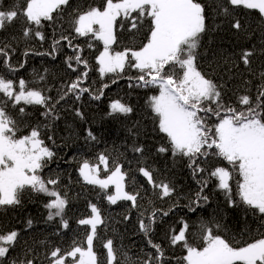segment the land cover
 I'll list each match as a JSON object with an SVG mask.
<instances>
[{"label":"snow or ice","instance_id":"obj_1","mask_svg":"<svg viewBox=\"0 0 264 264\" xmlns=\"http://www.w3.org/2000/svg\"><path fill=\"white\" fill-rule=\"evenodd\" d=\"M250 16L258 19L256 27L248 23ZM225 24L238 40L252 41L259 34L258 43L227 53L213 50L212 36ZM46 30L51 42L41 50L49 40ZM79 39L89 49L94 42L102 45L95 57L102 81L96 88L89 83L93 68L85 48L75 43ZM65 48L71 54L63 55L64 76L48 68H33L30 78L21 75L30 57L55 60ZM209 52L213 71L219 69L216 78L201 65ZM257 61H264V0H101L83 6L77 0H0V209L42 195L54 235L70 230L68 193L57 187L59 175H44L60 159L49 142L56 143L54 130L66 103L81 102L85 95L101 101L121 78L130 89L154 90L146 100L147 116L163 141L154 155L184 164L197 184L181 204L174 180L161 179L163 173L148 163L152 150L140 139L148 133L133 122L122 146L113 144L94 160L78 161V182L99 189L110 206L127 202L126 208L136 210L144 250L117 244L107 234L110 217L89 201L87 214L75 221L80 238L68 247L45 240L34 248L22 241L21 230H0V264H264V62L256 68ZM237 76L241 83L230 88ZM108 109L107 116L125 121L136 111L120 99ZM72 110L87 125L85 113L74 104ZM82 138L88 145L101 143L92 127L83 129ZM210 186L228 209L254 217L259 229L254 231L245 217L243 228L229 236L219 208L203 215L213 203ZM177 208L196 219L180 216L178 227L165 231L169 249L183 250L174 258L154 234ZM132 219L126 210L120 222ZM33 223L28 219L26 228Z\"/></svg>","mask_w":264,"mask_h":264},{"label":"trees","instance_id":"obj_2","mask_svg":"<svg viewBox=\"0 0 264 264\" xmlns=\"http://www.w3.org/2000/svg\"><path fill=\"white\" fill-rule=\"evenodd\" d=\"M101 0H77L81 6L84 4L100 3ZM67 19V18H66ZM248 23L253 27L259 23L255 16L248 17ZM65 28L67 24L65 23ZM46 34L49 36V40L45 42L41 50L47 49L51 42L52 33L50 30H46ZM58 35V33H57ZM257 38H253L252 41H244L243 39L238 40L237 37L232 35L227 24L223 26V31H219L212 36V45L210 46L213 50H223L225 53L231 52L234 49L238 50L240 47H248L252 43H258ZM11 37H9L10 39ZM75 43L81 44L85 48V57L89 60L90 65H92L93 70L89 73V83L93 88H96L102 83L99 80V74L96 71L95 57L98 55L99 51L102 50V45L99 42H94L96 47L94 49L87 48V45L83 39L76 40ZM26 45L21 44V49ZM36 47H39L37 44ZM64 52L71 54L70 50L65 48L61 55L52 60L49 57H30L29 65L27 70L22 72L21 75L26 78H30L32 75V69L42 70L48 68L52 73H59L60 76H64L63 71V55ZM18 56L20 53L17 54ZM215 58L212 52H209L208 57H205L201 61L202 67L209 71V73L216 78L219 74V69L215 68L214 63ZM264 61H257L254 63V67L259 68L260 64ZM211 65V67H210ZM242 67V66H241ZM128 75H135V72L128 71ZM73 76L75 74H72ZM55 79V76L53 77ZM227 79V77H225ZM104 82L111 84V79L106 78ZM129 81L127 79H119L118 83L111 84V86L105 90L104 99L101 101H91L87 95H85L83 101L81 102H68L65 104L66 110L61 113V120L57 122L56 128L54 130V137L56 140L55 144H51L55 151H57L60 159L57 162L51 164L49 169H45L44 175L56 176L59 175L61 184L58 188L66 191L69 196V207L67 209V217L70 219L71 228L67 233L61 236L54 235L55 225L52 223H47L45 220L46 210L43 207L46 197L37 196L33 194L31 198H25L24 203L21 207L10 208V209H0V230H11L19 229L21 230L22 241H27L28 245L32 247H38L41 241L47 240L49 244H59L63 247H68L72 240L79 239L80 237L77 233L80 231L79 226L75 223L76 219L81 215L87 214V204L89 201L97 203L101 207L105 216L110 217L111 225L108 229L107 234L113 236L116 239L117 244L123 245V247L130 251L144 250L145 242L141 234L136 231L135 220H136V210L126 208L127 202H122V204L116 206H110L98 195L99 189L91 188L90 186L84 185L78 182V161L83 158L93 159L95 155L105 150V148L111 149L113 144L117 146H122L127 139V127H129L133 122H139L142 125V129L148 133L147 136H142L141 142L146 143L150 146L154 158H150L148 163L154 168L159 169L163 176L171 177L175 184L177 185L180 195L183 197L181 199V204L187 202V197L189 195H194L197 190V184L192 179L189 170L184 164L180 163L178 160L174 161L171 156L168 157H156L154 155V147L157 143H162L163 141L155 132L152 131V124L147 116V106L146 100L148 95L153 94L154 90L145 89H130L128 88ZM241 83L239 77L229 81V87L234 85H239ZM231 97V93H229ZM234 99V97H231ZM120 99L123 102L131 103L136 109L133 117L125 121L124 118L114 119L107 116L108 105L112 100ZM80 108L81 111L85 113L87 119V125L84 121L79 120L75 117L72 110V105ZM143 117V118H142ZM92 127L96 131L97 135L101 138V143L92 146L85 144L83 140V129L85 127ZM130 143V141H129ZM128 158L131 159V153L128 154ZM70 161V162H67ZM127 163L125 167L127 168ZM133 168L136 166L133 163ZM142 178H139L140 182ZM235 190V183L233 184ZM208 191L213 193V203L207 209L203 211V215H209L213 209L219 208L221 215L224 217L223 223L227 226L229 231L227 235L234 236L238 231L243 228V223L246 217L245 212L242 209H228L225 205L224 197L221 193L216 192L214 188L210 186ZM143 195V193H142ZM148 198L145 197V200ZM159 206L167 208V204L157 201ZM143 207L144 204L142 203ZM128 211L133 219L127 223L120 222L121 215ZM191 216L193 220L196 219L192 214L187 213V209L177 208L176 213L169 218H166L167 223L158 227L156 233L154 234V239L156 242L163 243L164 247L168 249L169 255L174 258L176 256L183 255V250L181 249H169L167 239L165 237V231L168 226L178 227L175 221L180 216L185 215ZM247 221L250 227L255 231L259 229L258 222L255 221L254 217L250 214L247 215ZM28 219L33 220V227L31 229L26 228V221ZM258 235V232H256ZM22 247L26 245L22 244ZM175 264V260H173Z\"/></svg>","mask_w":264,"mask_h":264}]
</instances>
